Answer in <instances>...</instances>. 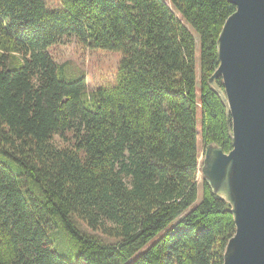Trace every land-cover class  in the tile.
Segmentation results:
<instances>
[{"label": "trees", "instance_id": "16d2710c", "mask_svg": "<svg viewBox=\"0 0 264 264\" xmlns=\"http://www.w3.org/2000/svg\"><path fill=\"white\" fill-rule=\"evenodd\" d=\"M63 5L49 12L45 0H0V264H223L236 223L205 180L198 200L197 117L206 146L233 149L210 79L236 7ZM177 13L200 36L199 58ZM67 37L121 53L117 84L89 92L86 77L69 74L50 54ZM58 227L77 261L56 252L49 236Z\"/></svg>", "mask_w": 264, "mask_h": 264}, {"label": "water", "instance_id": "95a60500", "mask_svg": "<svg viewBox=\"0 0 264 264\" xmlns=\"http://www.w3.org/2000/svg\"><path fill=\"white\" fill-rule=\"evenodd\" d=\"M228 1L236 11L219 36L210 84L226 107L233 149L209 145L203 175L236 223L223 264H264V0Z\"/></svg>", "mask_w": 264, "mask_h": 264}, {"label": "rangeland", "instance_id": "374dc122", "mask_svg": "<svg viewBox=\"0 0 264 264\" xmlns=\"http://www.w3.org/2000/svg\"><path fill=\"white\" fill-rule=\"evenodd\" d=\"M49 12H63L65 7L63 0H45ZM170 5V3H168ZM177 15L184 21L186 26L190 29L197 41V56L200 57V36L198 32L192 28L180 14ZM50 54L54 56L59 63H68L70 68L68 73L79 78L86 77V82L89 92L97 89L110 88L117 84L120 64L123 59L121 53H113L105 50H89L76 42L74 37L65 38L59 45L50 50ZM197 129L199 132V171H198V185H199V202L203 197V167L205 161V152L208 146L202 140V123L201 115L197 117ZM56 141L60 146H66L69 142L60 140ZM84 227V226H83ZM86 229V227H84ZM50 239L54 241V248L60 257L70 261H77L78 251L69 241L64 231L58 227L50 234Z\"/></svg>", "mask_w": 264, "mask_h": 264}]
</instances>
